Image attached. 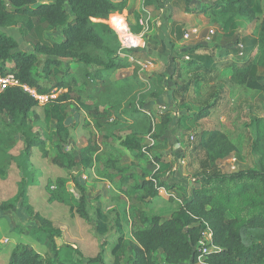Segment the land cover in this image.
I'll list each match as a JSON object with an SVG mask.
<instances>
[{
	"label": "rangeland",
	"instance_id": "obj_1",
	"mask_svg": "<svg viewBox=\"0 0 264 264\" xmlns=\"http://www.w3.org/2000/svg\"><path fill=\"white\" fill-rule=\"evenodd\" d=\"M178 1L131 0L130 7L127 6L123 15L117 14L118 19L114 15L109 17V29L117 35L120 43V57L133 64L128 70L114 73L111 81H127L129 84L121 89L110 85V88L102 91L100 99L86 97L85 102L93 109L98 107L100 115L109 104H116L118 113H126L125 118L117 119L114 115L103 120L104 128L98 130L93 120L94 110L88 112L69 103L66 121L69 140L60 143L63 145L57 148V124L54 121L46 124L43 115V106L48 97L36 95L40 107L30 116L29 133L42 138L45 144L28 150L23 134L13 133L12 119L0 114V264H9V254L20 243L32 246L46 258L55 257L52 241L38 230L41 226L38 217L47 221L48 228L55 233L60 232L61 235L55 237V245L58 260L63 264H89L90 259L101 254L104 264H112V250L121 235L126 238V257H129L133 239V205L141 196H124L117 186H111L105 166L109 157L129 169L132 175L129 187L131 193L142 182L143 176L150 177L158 173L160 167L154 164L156 158L172 163V168L161 175L165 187L159 191V197L150 203H137L147 216L160 217L162 220L168 219L177 209L180 196H188L193 187H200L194 175L198 172L201 160L192 155V149L203 131L220 130L235 147L230 155L216 161L222 171L234 173L245 169H262L259 156L253 151V143L255 120L264 118V93L232 83L231 72L222 69L214 81L192 87L184 98L176 91L181 89V83L190 79L182 71L183 61L189 58L198 60L208 54V51H199L185 57L187 49L198 45L211 49L215 47L216 53L223 57L231 53L228 59L232 60L236 59V51L255 45L259 74L264 78V35L261 33L264 12L255 20L239 17V28L229 38L225 36L218 18L179 11ZM216 1L193 0L191 7L198 11L206 5H214ZM261 2L264 11V0ZM127 28L133 35L134 43L141 48H122ZM23 30L19 24L3 32L18 41L22 52H32ZM43 35L60 39L57 30L45 28ZM12 65L6 63L4 72L11 73ZM136 67L138 72L135 74ZM35 72L43 76L41 64ZM89 72L94 73V68H90ZM160 74L164 75L163 79L156 77ZM83 75V70L77 71L79 82ZM62 93L61 90H55L52 98ZM153 95H157L158 99ZM214 95L220 102L207 117L179 122L183 116L197 113L207 106ZM183 102L190 106L191 111L181 108ZM132 104L146 111L156 126L153 133L141 136L142 151L146 155L143 160H135L136 152L121 145L122 138L134 135L135 122L129 118ZM165 113L171 116L168 126L162 124ZM95 146L98 151L89 152L91 168H69V156L80 162L83 150L88 147L91 150ZM59 179L67 181L66 189L71 193H74V179L83 185L91 215L99 207L110 215L112 223L108 236L98 235L93 215L90 220H83L69 206L51 200L52 193L57 191ZM5 205L10 208L3 209ZM254 240H264V230H244V243L251 245ZM156 259L163 262V253L159 252Z\"/></svg>",
	"mask_w": 264,
	"mask_h": 264
},
{
	"label": "trees",
	"instance_id": "obj_2",
	"mask_svg": "<svg viewBox=\"0 0 264 264\" xmlns=\"http://www.w3.org/2000/svg\"><path fill=\"white\" fill-rule=\"evenodd\" d=\"M192 1L179 0L178 10L218 18L225 36L229 38L239 28V17L255 20L264 12L261 0H217L214 5H206L198 11L191 7ZM127 6L126 0H0V73H6L4 66L8 62L12 63L10 72L20 84L19 87H10L0 92V114H6L12 119L13 133L23 134L28 150L44 145L45 141L29 133L31 127L28 121L40 107V101L22 87L34 91L39 97H48L43 106V115L46 124L53 121L57 124V148L63 145L60 143L69 140V128L66 126L69 103L88 112L94 110L93 120L98 130L104 128L105 119L114 115L117 119L125 118L126 113H118V105L107 103L108 107L100 115L99 108L93 109L85 102V98L100 99L102 91L110 85L121 89L129 84L127 81H111L114 73L129 69L133 64L120 57L118 37L109 29V17L114 13L123 15ZM114 17L119 18L117 15ZM119 21L122 22L121 19ZM19 24L24 28L23 33L29 40L32 52H22L18 41L3 32ZM45 28L57 30L60 39L44 37ZM261 33L264 35V18ZM199 51H208V54L198 60L189 58L183 61L182 71L190 79L181 83V89L176 91L182 98L192 87L214 81L220 69L231 72L232 83L264 93V78L259 74L255 45L236 51L235 60L228 59L231 53L223 57L216 53L217 48L202 45L187 49L185 57ZM39 64L42 65V77L35 72ZM90 68H94V73L89 72ZM79 70L84 71L81 82L77 76ZM137 72L136 67L135 74ZM156 77L163 79L164 75ZM55 90L63 93L52 98ZM153 96L158 99L157 95ZM212 99L197 113L185 115L179 122L207 117L220 102L217 95ZM181 108L191 111L185 102ZM130 113L129 118L135 122L134 135L122 138L121 145L136 152L135 160H143L146 155L142 151L141 136L153 133L156 126L152 117L134 104ZM170 122L171 116L165 113L163 126H168ZM198 138L192 155L201 160L198 172L194 175L200 187H193L188 196H180L177 209L166 220L147 216L137 203H150L159 197V190L165 187L161 175L172 168V163L156 158L154 163L160 167L158 173L150 177L143 176L142 182L131 193L129 187L132 175L129 169L110 157L106 160L108 181L117 186L124 196H141L133 205L131 255L126 257L127 241L121 235L112 250V264H198L205 230L210 231L212 245L217 248L207 256L205 264H264V240H254L251 245L243 241L244 230H264V118H257L254 124L253 151L259 156L262 165L260 170L245 169L234 173L222 171L216 161L230 155L235 147L220 130L203 131ZM97 151L96 146L91 150L85 148L80 162L69 156V168H91L89 152ZM28 154L31 155V152ZM72 182L75 185L74 193L66 189V180L59 179L57 191L52 193L51 200L69 206L83 220H90L93 215L98 235L108 236L112 223L110 215L100 207L94 209L91 215L85 188L77 179ZM9 208L6 205L3 207L5 210ZM38 219L41 221L38 230L52 241L55 257L46 258L32 246L20 243L13 250L9 264H63L58 260L55 245V237H59L60 232L55 233L48 228L47 221L40 217ZM159 252L164 255L163 262L156 259ZM88 263L104 264L103 255L90 259Z\"/></svg>",
	"mask_w": 264,
	"mask_h": 264
},
{
	"label": "built area",
	"instance_id": "obj_3",
	"mask_svg": "<svg viewBox=\"0 0 264 264\" xmlns=\"http://www.w3.org/2000/svg\"><path fill=\"white\" fill-rule=\"evenodd\" d=\"M130 33L129 29H126L125 43H123L122 48H141L134 43L133 35ZM19 81L16 76L12 73H0V92L7 90L10 87H19ZM25 91H28L32 94L31 90L27 87H22ZM36 97V94H33ZM204 240L201 242L200 256L198 264H205L207 256L217 250L216 247L212 245V235L209 230L203 232Z\"/></svg>",
	"mask_w": 264,
	"mask_h": 264
},
{
	"label": "crops",
	"instance_id": "obj_4",
	"mask_svg": "<svg viewBox=\"0 0 264 264\" xmlns=\"http://www.w3.org/2000/svg\"><path fill=\"white\" fill-rule=\"evenodd\" d=\"M112 1H115V2H118L119 0H112ZM121 1V0H120ZM130 5H131V0H128V6L130 7ZM128 12V11H127ZM119 15L120 13H114L113 15ZM112 16V15H111ZM130 69V68H129ZM125 70H128V69H125ZM122 71H124V70H120V71H118V72H122ZM111 79H112V77H111ZM155 165H158V164H156V163H154ZM110 183V182H109ZM111 184V183H110ZM111 186L113 187V188H115L112 184H111ZM162 189H164V188H161L159 191H161ZM9 255H11V254H9ZM10 259V258H9ZM8 263V262H7Z\"/></svg>",
	"mask_w": 264,
	"mask_h": 264
}]
</instances>
